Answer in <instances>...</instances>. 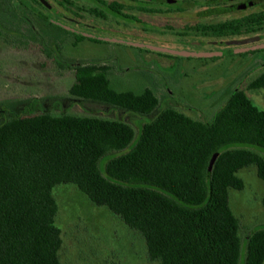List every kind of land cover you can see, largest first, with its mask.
Masks as SVG:
<instances>
[{
	"label": "trees",
	"instance_id": "1",
	"mask_svg": "<svg viewBox=\"0 0 264 264\" xmlns=\"http://www.w3.org/2000/svg\"><path fill=\"white\" fill-rule=\"evenodd\" d=\"M99 69L77 68L71 95L149 121L136 133L122 119L37 113L33 100L0 122V264H62L59 185L138 233L151 263L264 264V227L242 240L229 197L242 169L264 182V111L237 91L197 120L151 90L116 91Z\"/></svg>",
	"mask_w": 264,
	"mask_h": 264
},
{
	"label": "rangeland",
	"instance_id": "2",
	"mask_svg": "<svg viewBox=\"0 0 264 264\" xmlns=\"http://www.w3.org/2000/svg\"><path fill=\"white\" fill-rule=\"evenodd\" d=\"M47 38L37 32L34 18H0V122L24 113L27 104L33 100L37 101L34 109L37 113L45 111L56 116L68 114L122 119L132 125L136 133L139 124L149 121L146 116H129L122 111H112L105 105L71 96L75 72L58 64L55 58L65 64H76L102 59L106 51L88 42L73 49L69 39L67 48L56 55ZM114 51L109 53L112 61L119 58L121 61L119 64L114 62L116 71L109 73L113 89L141 94L150 87L160 100L172 92L180 103L172 101L169 105L206 122L213 120L217 110L238 88V81L223 84L224 79L244 76L218 70L215 77L222 76V80L212 86L203 85L197 81L201 74L195 76L197 82H190L183 79L188 74L186 71L172 72L140 62L131 63L125 59L122 48ZM133 53L137 54V50L134 49ZM121 68H129V71L118 73ZM162 76L183 80L176 85L169 83L166 87L150 85L147 80L148 77ZM239 89L264 111V88L254 89L248 81ZM238 176L244 182V189L229 191L230 207L240 221V236L245 241L254 230L264 227V182L258 177L255 166L242 169ZM54 196L59 204L57 225L64 240L60 252L62 264H157L149 262L146 243L138 233L130 230L106 208L95 206L75 186L59 185L54 189Z\"/></svg>",
	"mask_w": 264,
	"mask_h": 264
},
{
	"label": "flooded vegetation",
	"instance_id": "3",
	"mask_svg": "<svg viewBox=\"0 0 264 264\" xmlns=\"http://www.w3.org/2000/svg\"><path fill=\"white\" fill-rule=\"evenodd\" d=\"M0 18H34L37 32L48 37L56 55L67 48L69 39L73 49L88 42L106 51L102 59L76 64L62 63L56 57L58 64L75 72V82L82 65L105 69L110 81L109 73L116 71L114 62L121 61L109 56L116 48H122L131 63L186 71L183 79L190 82L201 74L197 81L203 85L222 80V76L215 77L218 70L244 74L224 79L223 84L238 81L233 93L246 82L252 87L264 77V48L259 47L264 43V0H0ZM166 49L191 55L171 54ZM121 70L129 68L118 73ZM183 79L147 80L166 87ZM147 89L158 98L152 88ZM169 93L163 100L158 98L161 104L180 103Z\"/></svg>",
	"mask_w": 264,
	"mask_h": 264
},
{
	"label": "water",
	"instance_id": "4",
	"mask_svg": "<svg viewBox=\"0 0 264 264\" xmlns=\"http://www.w3.org/2000/svg\"><path fill=\"white\" fill-rule=\"evenodd\" d=\"M260 48H264V43L262 45H259ZM165 52H168V53H171V54H176V55H182V56H185V55H191V54H188V53H184V52H180V51H174V50H163ZM193 55V54H192ZM218 155L215 154L210 162V166H209V173L212 172V169H213V166L216 162V159H217Z\"/></svg>",
	"mask_w": 264,
	"mask_h": 264
}]
</instances>
